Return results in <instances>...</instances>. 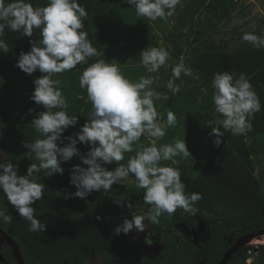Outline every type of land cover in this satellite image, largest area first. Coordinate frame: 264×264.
<instances>
[{"label": "trees", "instance_id": "trees-1", "mask_svg": "<svg viewBox=\"0 0 264 264\" xmlns=\"http://www.w3.org/2000/svg\"><path fill=\"white\" fill-rule=\"evenodd\" d=\"M190 1L195 10L211 13L215 21L229 17L234 3V0ZM5 2L9 3L11 0ZM30 2L34 7H43L47 5L48 0ZM78 3L88 13L83 19L82 30L88 33L89 41L100 55L88 58L87 64H78L72 70L56 73L52 78L60 81L59 87L66 96L69 106L68 114L77 115L78 121L81 118L83 125L89 119L91 102L86 100V94L78 99L77 96L71 97L74 101L67 96L76 86L78 91L84 92L85 89L78 88L79 77L84 68L104 59L109 64L115 62L121 73H125L128 67L124 65L133 63L134 54L142 48L156 46V42H153L152 35H147L148 20L137 16L134 7L127 5L123 0H78ZM207 26L212 28L213 24L208 22ZM40 38L38 29H34L32 37H26L8 28H5L2 37L8 44L9 51L0 53V151L13 163L28 157V149L23 147L26 141L32 143L37 138H43L32 126L31 121L44 109L30 99L34 88L33 79L39 77L41 73L37 71L28 75L15 66L19 53L30 50V39L38 43ZM190 59L191 75L186 79L192 87L188 92L181 91V86L174 80V83L180 86V91L173 95L167 88L169 75L164 79L154 77L153 87L156 92L171 95V101L168 103L163 99L158 100L163 105V119L166 121L169 110L174 112L177 118L176 126L167 129L158 145L167 143L174 137L182 123L179 121L181 111L189 105L194 108L198 85L192 72L200 75L198 81L207 88L212 85L213 74L216 72L244 73L252 83L262 105L261 110L254 114L251 121L252 130L246 135L233 136L230 131L223 130V143L217 150L207 153L206 162L210 164L212 160V164L205 163L204 167L209 170L205 169L206 172L191 179H181L185 183L186 194L199 193L202 196L194 205L195 214L177 208L171 216L168 214L161 216L160 223L153 224L149 229L151 237H155L160 243L161 250L158 255L144 252L133 239L119 238L113 231L124 219L130 220L134 215H141V211L146 208L141 193L144 190L136 188L135 183L133 184L135 188L114 184L108 192L94 191L86 199H65L64 194L76 191L75 187L69 184L70 169L76 165L79 158L74 156L70 161L61 164L64 169L62 176L54 174L48 177L45 170L34 174L38 183L45 184L43 197L32 205L36 209L37 218L46 223L44 232L29 231V222L17 214L0 191V210L12 216L11 223L0 221V228L3 225L4 232L16 242L24 264H83L94 256H102L104 259L119 263L125 253L132 256L129 264H199L200 261L201 264H216L229 246L227 239L231 238L234 241L241 236L264 232V190H259V184L251 174L244 142L248 137L253 138V145L263 142L264 48L257 49L250 43L237 51L224 53L212 49L207 44L199 54ZM76 101L79 104H76ZM190 112L193 115L198 113L195 108ZM198 127L199 130L202 129L197 124L196 131H199ZM76 131L74 127H69L63 136L70 133L72 135ZM262 145L258 147L262 148ZM140 146L131 153H125L122 163L126 164L136 151L141 150ZM80 147L85 150H81ZM77 148L81 154H85L89 146L77 144ZM216 157L221 159L220 166L214 163ZM201 161V158H195V167H198ZM25 173L26 170L23 169V173L18 175ZM260 180L264 181V172L260 173ZM114 199L129 202L132 206L122 208L113 202ZM97 216L101 219L97 220ZM197 218L204 219L209 226V237L205 240L206 247L203 250L189 238L182 236L181 240L177 241L175 237L179 236L178 228L176 229L179 222L183 221L187 226L194 227ZM256 250L258 264H264V246L258 245ZM0 256L3 259L0 264H17L8 244L1 237ZM245 257V245H241L226 264L243 263Z\"/></svg>", "mask_w": 264, "mask_h": 264}, {"label": "clouds", "instance_id": "clouds-1", "mask_svg": "<svg viewBox=\"0 0 264 264\" xmlns=\"http://www.w3.org/2000/svg\"><path fill=\"white\" fill-rule=\"evenodd\" d=\"M123 2L134 7L137 16L155 21L172 16L180 0ZM87 15L78 0H48L43 7H34L30 0H11L9 3L0 0V53L9 51L8 44L2 39L5 28L26 37H32L34 29L39 30V42L30 39V50L19 53L15 66L28 75L37 71L41 73L33 79L30 99L44 109L31 121L43 138L23 144L28 149L29 159L34 155L39 163H31L25 174L18 175L17 165L0 151V191L17 214L29 222V231L44 232L46 223L37 218L32 205L43 197L45 184L38 183L34 174L45 170L48 177L54 174L62 176L64 169L61 164L76 156L80 163L73 165L69 173V184L76 191L64 194L65 199H86L94 191L108 192L114 184L124 186L130 175L135 178V187L144 190L143 201L151 206L148 213L124 219L113 230L114 235L127 234L132 230L143 232L147 228L145 219L159 224L161 216H171L177 208L195 214L194 205L202 199L201 194H186L180 169L162 164V161H170L177 156H192L184 138L158 145L167 129L176 126L177 118L170 110L166 121L161 118L154 101L166 100L168 96L150 87L154 84L153 77L141 76L138 82L133 83L121 73L116 63L109 64L100 59L88 65L79 77V86L86 90L92 105L89 119L72 135L63 136L69 127L77 125L78 116L68 114L69 106L59 87L60 81L52 77L72 70L78 64H87L88 58L100 55L89 41L88 33L82 30L83 19ZM252 27L254 29L255 24ZM242 39L257 49L264 48V35L247 32ZM139 55L147 72L156 73L166 65L170 54L162 47H146ZM182 73L191 75V69L183 61L172 67L175 79H179ZM167 88L173 95L180 91V86L173 80L168 81ZM212 88L214 111L219 116L208 120L206 125L211 129L209 136H214L213 142L219 146L224 131H230L233 136L250 132L254 114L261 110L262 105L244 73L216 72ZM142 136L150 138V145H141V150L136 151L126 164L120 163L125 153L134 151L133 145ZM77 144L88 145V151L81 154ZM109 164L116 166L109 170L106 167ZM113 202L122 208L132 206L118 199ZM11 220V215L0 210V221L11 223ZM253 260L249 256L245 264H253Z\"/></svg>", "mask_w": 264, "mask_h": 264}, {"label": "rangeland", "instance_id": "rangeland-1", "mask_svg": "<svg viewBox=\"0 0 264 264\" xmlns=\"http://www.w3.org/2000/svg\"><path fill=\"white\" fill-rule=\"evenodd\" d=\"M208 22L213 24L212 28H208ZM148 23L149 25L147 30L149 33L147 35H152V40L154 43L156 42V46L151 45L147 48H165L170 54L166 65L161 67L156 73H148L140 61L139 53L145 49L142 48L134 54L135 61L133 59V63L124 65L125 67H128V69L125 71V73L122 72V74L133 83L138 82L141 76H151L153 78L161 77L164 79L165 76L169 75L168 81L177 80V83L181 86V91L188 92V90L192 87V85L187 82L186 78L188 75H184L182 73L179 79H175L172 76V67L183 61L185 66L191 69L190 58L193 59L197 54H199L204 45L208 44L212 47V49L220 50L224 53H231L250 44L249 42L242 39V36L245 33L254 32V34L258 36L264 35V0H234L230 16L223 17L222 20L216 21L211 13H206V11L203 10H195L194 5L190 0H180V3L176 6L174 14L168 17L167 20H161L158 18L155 21L148 20ZM253 24H255L254 29L252 27ZM192 76L194 77L196 85H198L193 104L196 112L198 113L195 115L191 114L190 111L194 109L192 105H189L188 108L183 109L179 115V121L181 120L182 123L175 132L174 137H171L167 143H159L171 144L175 139H185L186 147L191 153L192 158H181L180 156H177L174 157L173 160L162 161V164L164 165L180 169L181 179H191L206 172L204 171L205 169L209 170L207 167H204L205 163L207 165L212 164V160L210 161V164L206 162L207 153L215 151L219 147L213 142L215 137L209 136L211 129L206 125L208 120L215 119L217 116H219V114L215 113L214 111V104L212 102V85L210 84V88L202 86L201 82L198 81L200 75L196 72H192ZM153 85L150 87L156 91ZM78 88H80V86H78ZM84 95L86 96V100L89 101L86 90H84V92H80L76 86L73 92L67 97H70L71 101H74V99L71 97L77 96L78 99V97H83ZM170 101L171 95L168 96V99H166L165 102L168 103ZM75 103L79 104L78 101ZM154 103L156 105L157 111L161 114V118L163 119V105L158 102V100L154 101ZM203 106L204 108H202ZM190 114L191 116H189ZM197 124L202 127L201 130H199L200 127H198L199 131H196ZM81 126L80 118L77 125L74 127L75 131H78ZM221 131H223L222 128ZM223 140L224 136L222 137L221 144L223 143ZM253 141V138L249 137L244 141L247 151V163L251 167V174L259 184V190L263 191L264 181L260 180V173L264 172V136L262 140L263 142L260 144L259 142L258 144L255 143L256 146L253 145ZM148 142H150V138L147 136H142L140 140L135 145H133V147L135 149L139 145L149 146L150 144ZM261 144H263L262 148H259L258 146ZM81 150L85 149L81 148ZM195 158L202 159L198 167H195L194 165ZM31 163H39L35 159L34 155L31 157V159L26 157L24 160L14 164L17 165L18 173H23V169L27 170V167ZM79 163L80 160L78 158L76 164ZM120 163H122V161ZM214 163L219 166L222 164L221 159L219 160L217 157L214 159ZM81 166L87 167L86 165ZM115 166V164L106 165L109 170L113 169ZM134 183V177L130 175L129 180L125 183V185L134 187ZM141 193L143 195V191H141ZM145 205L146 208L141 211V215H146L151 207L146 203ZM144 222L147 225V228L143 232L132 230L127 234L121 233L117 236L122 239L131 238L134 240L135 244L140 248V250L151 255H158L161 250L160 243L156 241L155 237H151V234L149 233V229L153 224L147 219H145ZM2 228H4L3 225ZM252 236L254 237L243 243L246 249V257L244 258L243 263L240 264H245V261L249 256L254 258L253 264H258V260H256V247H258V245L261 243L252 244L251 242L257 237H263L264 233L261 234V232H255L252 234ZM175 237L177 241H180L182 238L180 235H176ZM144 239H146V241ZM131 261V254L125 253L120 259L119 263L104 259L102 256H94L93 258L85 261L83 264H129Z\"/></svg>", "mask_w": 264, "mask_h": 264}, {"label": "water", "instance_id": "water-1", "mask_svg": "<svg viewBox=\"0 0 264 264\" xmlns=\"http://www.w3.org/2000/svg\"><path fill=\"white\" fill-rule=\"evenodd\" d=\"M180 227V232L183 233V235H190L192 234V241L195 244H198L199 242L205 243L206 239L209 237V230L208 226L206 224V221L201 218H197V227L195 229H189L185 222L181 221L177 224L176 229ZM264 232H261L263 234ZM0 237L8 244V247L11 250V253L16 260L17 264H24L21 253L19 251L18 245L16 242L7 235L2 228H0ZM254 236H241L235 240V242L229 247V249L222 255V257L219 259L217 264H225L230 256L236 251L237 248L241 246L245 241L251 239ZM230 242V240H228ZM0 261H3L2 257H0Z\"/></svg>", "mask_w": 264, "mask_h": 264}, {"label": "flooded vegetation", "instance_id": "flooded-vegetation-1", "mask_svg": "<svg viewBox=\"0 0 264 264\" xmlns=\"http://www.w3.org/2000/svg\"><path fill=\"white\" fill-rule=\"evenodd\" d=\"M206 224H207V226H208V223L206 222ZM197 227V223H196V225L194 226V227H189L188 226V228L189 229H195ZM180 230H181V228L180 227H178V229H177V234H179V235H181V236H183V237H186V238H189L190 239V241L193 243V241H192V234H190V235H183V233H181L180 232ZM208 230H209V226H208ZM228 240H230V242H228ZM236 240V239H235ZM235 240L234 241H232V239L231 238H229V239H227V243L229 244V246H228V248L226 249V251L229 249V247L235 242ZM196 246H198L199 248H200V250H203L205 247H206V242L203 244V243H201V242H199L198 244H195ZM244 245V244H243ZM238 249V248H237ZM236 249V250H237ZM225 251V252H226ZM224 252V253H225ZM234 253H235V251H234ZM233 253V254H234ZM231 257V256H230ZM229 260V259H228ZM218 262V261H217ZM228 262V261H227ZM226 262V263H227ZM225 263V264H226ZM199 264H201V261L199 262ZM217 264V263H216Z\"/></svg>", "mask_w": 264, "mask_h": 264}, {"label": "bare ground", "instance_id": "bare-ground-1", "mask_svg": "<svg viewBox=\"0 0 264 264\" xmlns=\"http://www.w3.org/2000/svg\"><path fill=\"white\" fill-rule=\"evenodd\" d=\"M254 239V238H253ZM263 239H264V236L263 237H257V238H255L254 240H252V244L253 243H261V244H264V241H263Z\"/></svg>", "mask_w": 264, "mask_h": 264}]
</instances>
